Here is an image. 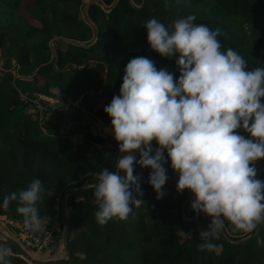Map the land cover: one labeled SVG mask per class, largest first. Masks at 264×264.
<instances>
[{"label": "trees", "instance_id": "1", "mask_svg": "<svg viewBox=\"0 0 264 264\" xmlns=\"http://www.w3.org/2000/svg\"><path fill=\"white\" fill-rule=\"evenodd\" d=\"M25 1L0 0V204L4 196L40 179L46 189L36 205L39 215L47 218L42 227L62 219L60 204L67 189L97 183L95 173L104 168L115 171L121 153L119 146L108 147L101 136L92 134L89 121L81 140H74L75 125L60 134L54 125L56 110L46 123L47 133L42 132L37 113L22 96H50L62 112L79 99L71 121H80L82 116L92 120L109 117L104 108L120 94L121 88H114L123 82V69L131 58L147 57L158 70L173 73L178 82L176 57H161L150 48L145 28L150 18L171 30L174 20L194 15L195 23L221 29L222 51L233 48L247 61L249 70L264 67V0H96L86 7L96 27L79 15L83 0ZM107 128L114 137L112 126ZM238 132L251 138L242 128ZM152 146L158 147L155 142ZM256 163L264 166V160ZM164 166L168 180L158 200L147 182L151 169L136 165L134 175L144 193L137 198L145 204L134 207L126 221L97 223L93 186L70 194L66 198L69 256L48 264H264V224L243 232L225 220L223 233L213 241L220 250L199 251L200 233L211 221L203 213L190 220L179 214L189 191L178 192L179 176L173 179L178 173L170 160ZM258 179L264 181V170ZM194 199L191 193L184 204L188 215L194 213ZM18 206L14 201L7 210L0 207V216L22 224ZM61 232L59 226L58 239ZM12 252L11 264H28L17 251Z\"/></svg>", "mask_w": 264, "mask_h": 264}, {"label": "clouds", "instance_id": "2", "mask_svg": "<svg viewBox=\"0 0 264 264\" xmlns=\"http://www.w3.org/2000/svg\"><path fill=\"white\" fill-rule=\"evenodd\" d=\"M195 20L191 14L176 19L171 30L156 18L146 21L151 50L167 59L176 57L179 79L143 56L124 67L120 94L104 108L121 155L115 171L104 168L94 175L95 218L101 226L126 221L134 207L145 204L137 198L144 195L134 175L137 164L151 169L147 182L162 199L168 180L164 165L170 160L179 174L177 191L193 193L192 210L211 217L197 247L212 251L225 220L243 232L264 224V181L257 179L255 167L264 160V67L249 70L233 48L222 51L220 28ZM76 108L78 101L67 108L68 114ZM241 128L251 138L240 135ZM66 133L62 129L60 134ZM45 190L40 179H33L27 189L4 196L0 207L7 210L18 201L25 228L39 231L47 218L36 205ZM12 255L11 248L0 246V264H11Z\"/></svg>", "mask_w": 264, "mask_h": 264}, {"label": "built area", "instance_id": "3", "mask_svg": "<svg viewBox=\"0 0 264 264\" xmlns=\"http://www.w3.org/2000/svg\"><path fill=\"white\" fill-rule=\"evenodd\" d=\"M22 97L24 101L29 102L30 109L37 113L38 124L42 132L47 133L46 123L52 118V110H56L59 106L57 100L43 94H37V97L33 99L26 98L25 96ZM59 132L62 133V129ZM56 201L57 203L54 207L58 209V199ZM6 222V225H2L6 233L0 234V242H6L5 237H10L32 254L41 252L44 249H50L57 244L59 234L58 220H54L49 227H42L39 231L25 228L24 223L14 224L10 219ZM17 255L23 258L19 253Z\"/></svg>", "mask_w": 264, "mask_h": 264}, {"label": "water", "instance_id": "4", "mask_svg": "<svg viewBox=\"0 0 264 264\" xmlns=\"http://www.w3.org/2000/svg\"><path fill=\"white\" fill-rule=\"evenodd\" d=\"M96 0H89V3L91 2H95ZM82 19L84 20V22L88 25H91V26H95V24L89 19L88 15H87V11L85 10L84 13H83V16H82ZM96 27V26H95ZM98 32L95 33L94 37L96 38L97 37V34ZM55 39L51 40V41H54ZM104 88V82L102 84V89ZM102 91V90H101ZM100 91V92H101ZM91 92H94V91H91ZM82 96V95H81ZM80 96V97H81ZM79 101V99L77 100ZM111 120L110 117H107V118H103L101 120H99L98 118H94L90 121V124L96 129V125L97 123L101 122V123H104V122H107ZM95 135H98V136H101L102 138L105 139L104 136L100 135L99 133H95ZM107 142H109L110 144H113L115 146H119L118 145V142L116 140H112V139H105ZM136 155V154H135ZM136 158H137V155H136ZM264 170V166L262 167H259L257 168V179H258V176H259V173L261 170ZM121 175H123V173H121ZM177 176H179V174H177L173 179H175ZM94 184L96 183H86L82 186H79V187H76V188H70V189H67L62 198H61V214H62V219L64 220V226H63V229H62V234H61V247L64 248V252L61 256H59L58 258H48V259H39V258H35L34 256H32L27 250H25L24 248H22L20 246V244L15 241L14 239L10 238V237H5V241L7 243H9L10 245H12L16 251L18 253H20L23 258H25V260H27L28 262L32 263V264H48V263H51V262H55V261H58L60 259H64L63 257L65 256V258H68L69 256V252H68V249H67V239H68V230H69V222H70V219H69V212L67 211V206H66V198L72 194V193H75V192H81L83 191L84 189L90 187V186H93ZM191 192L189 191L186 198H188L190 196ZM179 214L182 216V207L180 208L179 210ZM254 234V232L252 234H250L247 238H250L252 235ZM246 238V239H247Z\"/></svg>", "mask_w": 264, "mask_h": 264}, {"label": "rangeland", "instance_id": "5", "mask_svg": "<svg viewBox=\"0 0 264 264\" xmlns=\"http://www.w3.org/2000/svg\"><path fill=\"white\" fill-rule=\"evenodd\" d=\"M89 2V0H83V5L82 6H80V9H79V15H80V17L82 18V16H83V13H84V11L86 10V5H87V3ZM25 4H28L29 3V0H26L25 2H24ZM26 17L27 18H29L28 16H27V14H26ZM53 42L54 41H51L50 42V46H52L53 45ZM58 45L60 46V47H64V44L63 43H58ZM1 57H0V66H1ZM121 85H122V83L121 84H119V85H117L114 89L115 90H118V89H120L121 88ZM103 105V102L102 103H100L99 104V106H102ZM67 111V110H66ZM53 118H56V116H53ZM101 119V118H100ZM91 120H89V122H90ZM59 123H60V120L58 121ZM58 123V124H59ZM58 124L56 125V126H58ZM100 125L102 124L101 122L99 123ZM105 124H107V125H109L110 126V128H111V126H112V124H111V121L110 122H105ZM100 125H98V129H91V131H93V132H97V133H99L100 135H102L101 134V130L102 131H107V132H109V133H107V134H111V131L107 128V125L105 126V125H102L101 126V130H100ZM104 129V130H103ZM102 136H104L105 137V139H112V140H116L115 139V137H112V136H105V135H102ZM74 140H76V138H74ZM106 141V140H105ZM107 142V141H106ZM107 146L108 147H115V145H113V144H110L109 142H107ZM257 164V167H259V166H261L262 164L261 163H256ZM263 170V169H262ZM261 170V171H262ZM77 200H80L81 198L80 197H77L76 198ZM186 201L187 200H185L183 203H182V216H183V218H187V219H197L198 218V215L194 212L193 214L191 213L190 215H188V212H185L187 209H186V207L184 206V204H186ZM67 211L69 212V208H67ZM188 211V210H187ZM206 216V215H205ZM206 217H208V216H206ZM209 219H210V221H211V217H208ZM202 219V218H201ZM8 220V218H6L5 216H0V224H2V225H6L7 224V221ZM58 224H59V226L63 229V226H64V220L63 219H60V220H58ZM1 229V228H0ZM3 229V228H2ZM1 232H2V230H0ZM222 232V231H221ZM223 233V232H222ZM61 234H62V232H61ZM60 234V235H61ZM0 246H5V247H9V248H11V250H15L16 251V249L13 247V246H11L10 244H7V243H5V242H1L0 243ZM216 250L217 251H219L220 250V246H217L216 247ZM47 251V252H46ZM64 252V248L63 247H61V238L60 239H57V244L54 246V247H52V248H50V249H44V250H42L41 252H36L35 254H33L34 256H35V258H39V259H45L43 256H41V254L42 255H46V256H49L48 258H58L59 256H61V254ZM47 258V259H48ZM64 259H66L65 258V256L63 257ZM28 264H31V263H28Z\"/></svg>", "mask_w": 264, "mask_h": 264}, {"label": "crops", "instance_id": "6", "mask_svg": "<svg viewBox=\"0 0 264 264\" xmlns=\"http://www.w3.org/2000/svg\"><path fill=\"white\" fill-rule=\"evenodd\" d=\"M59 107H58V110H57V112L55 114L56 118L54 120V125H57L59 123L58 121L60 120V123L58 124V129L62 128L64 130H66L67 132H69L71 126L75 125L77 127V132L73 136H74V138H76V140H81L82 139V137H81L82 134L81 133L83 132L82 130H84L85 124H87L86 122L89 121V120H87L88 116H82V119L80 121H75V120L71 121V118H72L73 115L68 114L69 110H67L65 112L64 111L62 112ZM80 123H82V124H80ZM104 124L100 125V130H101V126L104 125ZM88 129L90 131H91V129H93V126L90 123H89ZM107 133H109V132L101 130V134L102 135L110 136V134H107ZM0 228H1L0 230H2V232L1 231L0 232L2 234H5L6 230L4 229V227L0 226ZM41 256H43L45 259H47L49 257V256H46L45 254L44 255L41 254Z\"/></svg>", "mask_w": 264, "mask_h": 264}, {"label": "bare ground", "instance_id": "7", "mask_svg": "<svg viewBox=\"0 0 264 264\" xmlns=\"http://www.w3.org/2000/svg\"><path fill=\"white\" fill-rule=\"evenodd\" d=\"M104 125H106V124H104ZM97 129H98V127H97ZM0 226H2V224H0ZM3 227V226H2ZM0 234H2L1 232H0Z\"/></svg>", "mask_w": 264, "mask_h": 264}]
</instances>
